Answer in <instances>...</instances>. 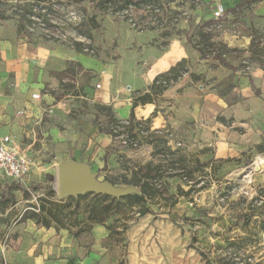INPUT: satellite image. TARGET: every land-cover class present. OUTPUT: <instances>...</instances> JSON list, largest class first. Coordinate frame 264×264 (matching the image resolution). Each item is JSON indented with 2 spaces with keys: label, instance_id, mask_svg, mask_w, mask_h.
Masks as SVG:
<instances>
[{
  "label": "crops",
  "instance_id": "0c3cea01",
  "mask_svg": "<svg viewBox=\"0 0 264 264\" xmlns=\"http://www.w3.org/2000/svg\"><path fill=\"white\" fill-rule=\"evenodd\" d=\"M211 2L213 12L221 5L224 14L253 7L264 21V0ZM94 14L99 27L92 32L93 56L61 43L20 37L15 21L0 22V138L12 137L16 149L26 153L31 163L24 184L7 179L6 190L16 188L25 203L37 205L29 199L31 191L47 194L48 188L53 189L62 164L84 165L103 181L125 173L124 165L132 168L152 161L153 147L150 160H144L140 150L123 149L101 131L106 127L103 108L119 121L133 114L134 121L147 122L150 131L160 136L169 132L184 135L187 158L206 164L205 170L214 160L232 161L225 169L237 171L245 161L264 154L259 150L264 148V75L236 76L235 90L243 101L229 103L210 82L198 84L199 79L213 82L223 78L221 70L201 59L191 45L189 19L180 17L173 29L139 30L110 14ZM190 14L195 17L193 11ZM209 20L213 16L203 23ZM78 37V41H86ZM180 63L191 76L172 83L159 95L151 94L155 79ZM146 93L151 101L133 108L134 99ZM47 109L52 113L47 114ZM258 182H264V171ZM16 230L20 233L19 264L88 261L76 259L73 230L46 229L29 219ZM93 235L108 233L96 225Z\"/></svg>",
  "mask_w": 264,
  "mask_h": 264
},
{
  "label": "rangeland",
  "instance_id": "374dc122",
  "mask_svg": "<svg viewBox=\"0 0 264 264\" xmlns=\"http://www.w3.org/2000/svg\"><path fill=\"white\" fill-rule=\"evenodd\" d=\"M23 1L0 0V11L10 15L13 7L22 5ZM211 4V0H177L168 5L164 3L152 15L161 20L160 27L171 29L176 12L179 18L189 19L191 45L199 51L201 59L212 62V67L221 70L220 77L223 78L213 82L199 79L198 84L206 86L210 82L212 89L219 96H226L229 103L242 102L235 90L237 84L234 78L251 79L255 74L264 75L263 17L255 14L253 7L225 13L222 19L214 20L210 43L201 44L196 33L205 19H212ZM71 7L82 17L69 21L61 12L51 21L54 28L50 30L56 33L52 42L72 47L74 42H79L73 29L96 10L88 0ZM191 11L195 13L194 18ZM129 17L139 27L151 21L143 11L132 10ZM29 31L34 37L41 33L39 28ZM252 42L253 48L250 46ZM218 55L222 62L215 59ZM253 91L259 94L257 90ZM143 123L142 133H138L137 150L144 153V160H150L153 146L148 141L151 131L144 132L148 124ZM165 135L160 137L171 140L172 143L167 146L186 157L188 169L194 171L191 185L195 192L189 197L178 198L177 204L171 208L159 202L152 207L153 214L127 221L125 231H122L125 218L119 215L112 216L106 221V226H102L108 235H93V226L90 231L73 237L76 259L80 262L88 259L86 264H218L220 259L236 255L235 261L241 264H264V202L258 204L260 198L264 200V182H258L262 172L249 174L254 161L260 163L256 158L263 160L262 154H257L252 161H245V166L237 171L225 169L232 161L214 160L209 164L210 169L205 170L200 169L193 158H187L184 135L176 137L170 132ZM152 162L157 160L152 159ZM163 181L167 183L168 195H176L178 186L185 191L189 189L179 178ZM9 185L10 181L0 173V197L6 194L8 201L6 206L0 205V264H19L21 256L17 255V249L20 233L16 229L23 221V213L32 209L24 202L21 191L16 188L6 190ZM53 189L55 197L52 200L59 202L57 183ZM31 194L29 199L33 204L46 196V192L39 190L31 191ZM77 218L82 219V216Z\"/></svg>",
  "mask_w": 264,
  "mask_h": 264
},
{
  "label": "trees",
  "instance_id": "16d2710c",
  "mask_svg": "<svg viewBox=\"0 0 264 264\" xmlns=\"http://www.w3.org/2000/svg\"><path fill=\"white\" fill-rule=\"evenodd\" d=\"M85 1L87 0H24L22 5L13 7L10 15H6L5 12L0 11V22L16 20L18 35L32 40L34 34L29 30L40 28L36 20L44 24V28L50 30L54 28V25L51 23L53 18L61 12H63L61 14H64L66 9L71 7L72 4L81 5ZM88 1L93 5L97 13L110 14L116 18L123 19L139 30H154L159 28L161 20L153 16L152 12L156 9H161L164 3L168 5L177 2V0ZM130 8L134 11L145 12L146 16L151 19L150 23L139 27V24L133 22L128 15ZM178 20L179 14L176 12L175 17H173V26ZM154 22H156V25H153ZM213 24H215V21L209 20L198 28L196 34L201 44L210 43L211 35L208 30ZM98 27L97 15L95 14L75 27L73 30L86 41L74 42L72 44L73 49L79 53L95 55L94 49L91 46L92 32ZM176 33L179 34V31ZM34 38L36 40L41 39L42 41H51L53 39V37H47L43 33H40V35ZM253 43L250 45L251 48H253ZM215 59L222 62L219 55L215 56ZM184 69L185 67L180 63L168 73L158 76L151 88V94L159 95L169 85L177 82L180 78V72ZM67 73L73 74V71L68 69ZM150 101L151 95L148 93L138 96L133 101V108L138 104L143 105ZM102 110L105 111L106 127L104 129L101 127V131L104 130L112 136V130L120 121L116 120L110 114L109 109L103 108ZM128 120L131 123L129 132L133 131L134 126L140 125V122L133 120V114H131ZM219 120L224 121L222 118ZM144 132H149L148 126ZM148 144L153 146L151 156L152 159L157 160L156 163L149 161L144 165H137L132 168L124 165L125 173L117 177H107L104 179L114 186L123 188L132 186L137 190V193H130L120 198H114L106 194L86 193L77 197L60 199L59 202H55L52 200L55 197V192L50 187L44 198L37 199V205H29L32 211H25L22 219L33 220L35 224L46 229L54 227L56 230L64 229L69 232L76 229L77 231L73 233V237H76L85 231H90L93 226L100 225L105 227L106 221L109 218L120 215L125 218V223L122 227V231H125L127 229V221H131L133 217L142 218L148 214H153L152 207L159 202H163L166 207L171 208L177 204L178 198L189 197L193 194L195 189L191 183L193 181L194 171L188 169L186 157L180 155L178 150H172L168 147L167 138L160 137L156 132H151ZM259 150L263 151L264 148L260 147ZM197 164L200 169L207 168L206 164H200L198 162ZM173 178L181 179L189 189L185 191L181 186H178L176 195H168L167 183L163 180ZM25 196H28V194L25 193ZM7 203V199L2 195L0 205L6 206ZM80 210L82 211L80 212ZM78 215H81L82 219H78ZM106 228L110 230V227ZM235 259L236 255L230 256L229 258H222L218 261V264H241L236 262Z\"/></svg>",
  "mask_w": 264,
  "mask_h": 264
},
{
  "label": "built area",
  "instance_id": "2783aa9c",
  "mask_svg": "<svg viewBox=\"0 0 264 264\" xmlns=\"http://www.w3.org/2000/svg\"><path fill=\"white\" fill-rule=\"evenodd\" d=\"M132 12V8L128 15ZM213 20L218 21L223 18L224 10L222 6H217L215 11L213 12ZM65 17L68 20H79L82 16L74 10L73 7H68L65 12ZM39 25V30L41 33L45 34L47 37H54L56 35L55 32H51L49 29L44 28V24L40 23L36 20ZM212 31V27L208 30ZM189 72L184 69L180 72L179 80L188 77ZM178 80V81H179ZM164 84V82H162ZM96 88H99V85H96ZM47 114L52 113V109H47L45 111ZM18 115L22 116L23 112H18ZM143 122H140V125L134 126L133 131L129 132V128L131 127V123L129 120L120 121L118 125L112 130V138L117 144L124 149L136 150L138 148V133H142L141 129L143 128ZM150 131V129H149ZM261 158H256V161L259 160L260 163H256L254 161L252 168L249 171V174L253 172H263L264 171V154L261 155ZM31 163L29 161V157L26 153H23L16 149L14 141L10 136H4L0 138V172L2 175L16 184L22 186L24 184L25 178L30 172ZM245 177H248L246 175ZM246 194V193H245ZM264 202L262 198L258 201V204L261 205Z\"/></svg>",
  "mask_w": 264,
  "mask_h": 264
},
{
  "label": "water",
  "instance_id": "95a60500",
  "mask_svg": "<svg viewBox=\"0 0 264 264\" xmlns=\"http://www.w3.org/2000/svg\"><path fill=\"white\" fill-rule=\"evenodd\" d=\"M57 186L59 199L77 197L86 193L106 194L114 198L137 193V190L132 186L123 188L114 186L105 180L99 181L86 166L74 162L59 166Z\"/></svg>",
  "mask_w": 264,
  "mask_h": 264
}]
</instances>
